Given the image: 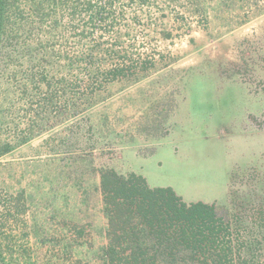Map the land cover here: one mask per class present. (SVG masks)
I'll return each mask as SVG.
<instances>
[{
    "label": "rangeland",
    "instance_id": "rangeland-1",
    "mask_svg": "<svg viewBox=\"0 0 264 264\" xmlns=\"http://www.w3.org/2000/svg\"><path fill=\"white\" fill-rule=\"evenodd\" d=\"M115 1L123 44L158 64L0 155V193L26 196L21 220L0 217L13 264H104L103 168L226 206L251 220L244 232L264 233V0Z\"/></svg>",
    "mask_w": 264,
    "mask_h": 264
},
{
    "label": "trees",
    "instance_id": "trees-1",
    "mask_svg": "<svg viewBox=\"0 0 264 264\" xmlns=\"http://www.w3.org/2000/svg\"><path fill=\"white\" fill-rule=\"evenodd\" d=\"M116 4L121 3L0 0V155L88 108L109 84L156 67V58L123 44L128 32L114 24L124 14ZM103 33L111 37L106 48ZM20 114L28 118L24 124ZM8 118L9 135L2 131ZM99 189L106 220L104 264H264L263 224L244 232L251 220L226 206L186 202L171 186H149L143 175L113 168L100 169ZM25 214L23 190L0 193L1 218L16 222ZM1 241L0 264H13Z\"/></svg>",
    "mask_w": 264,
    "mask_h": 264
}]
</instances>
